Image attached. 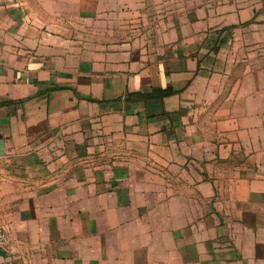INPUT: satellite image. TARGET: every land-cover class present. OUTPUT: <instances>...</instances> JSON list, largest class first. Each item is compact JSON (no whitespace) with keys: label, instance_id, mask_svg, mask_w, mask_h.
I'll use <instances>...</instances> for the list:
<instances>
[{"label":"crops","instance_id":"obj_1","mask_svg":"<svg viewBox=\"0 0 264 264\" xmlns=\"http://www.w3.org/2000/svg\"><path fill=\"white\" fill-rule=\"evenodd\" d=\"M226 136L264 204V0H0V264H264Z\"/></svg>","mask_w":264,"mask_h":264},{"label":"rangeland","instance_id":"obj_2","mask_svg":"<svg viewBox=\"0 0 264 264\" xmlns=\"http://www.w3.org/2000/svg\"><path fill=\"white\" fill-rule=\"evenodd\" d=\"M243 140H240L239 143L243 144ZM221 148L222 151L223 149L226 151H232L234 152L235 155L230 156L227 153L221 154V160L220 158L217 159L215 163V170L213 173H210L211 171H204L203 174L207 179H216V181H219L222 186L219 188H214V195L218 196L222 202H216L214 203L213 200L215 198H208V188L210 187L208 183H205V195L206 198L205 202L201 207H199L200 212L204 214L208 213H214L217 215V220L213 222L214 228L216 230H224L226 227H230L231 230L236 232H239L241 229V223L240 221L241 217H239V211L245 210H252V211H263L264 212V204H262L261 201H258L257 203H252L251 198L249 195L250 194V189L249 186L251 183H253V180L258 179V172L256 173H251L250 171H244L240 169H231L230 170V165L233 163H236L237 166H234V168H239L240 166H244L247 163V160L249 159L248 156L245 155L244 151L240 150L238 147L235 148L233 144H230L228 136L224 137L221 140ZM232 155V154H231ZM254 160L256 162L261 160L263 166H264V157H261L259 155H253ZM234 159V161L230 160ZM255 163V162H253ZM246 166V165H245ZM262 167V166H260ZM232 168V167H231ZM243 171V172H242ZM256 175V176H254ZM262 185H258L259 187L261 186L260 190L262 193H264V179L261 181ZM259 187L258 190H259ZM212 190V189H210ZM184 191V190H183ZM237 195L246 196V200L248 201L249 204H245L244 206H241L240 204L233 203L236 199L238 198ZM228 196H230L231 203H229ZM218 200V198H216ZM239 199V198H238ZM226 200V201H225ZM244 201V198L241 199ZM241 206V207H240ZM246 206V208H244ZM196 208V206L194 205ZM211 221V220H209ZM212 222V221H211ZM210 224V222H209ZM240 226V227H239ZM227 237H224L222 235V242H227ZM222 244V243H221Z\"/></svg>","mask_w":264,"mask_h":264},{"label":"built area","instance_id":"obj_3","mask_svg":"<svg viewBox=\"0 0 264 264\" xmlns=\"http://www.w3.org/2000/svg\"><path fill=\"white\" fill-rule=\"evenodd\" d=\"M8 241H9L8 236L0 226V247L6 246L8 244Z\"/></svg>","mask_w":264,"mask_h":264},{"label":"trees","instance_id":"obj_4","mask_svg":"<svg viewBox=\"0 0 264 264\" xmlns=\"http://www.w3.org/2000/svg\"><path fill=\"white\" fill-rule=\"evenodd\" d=\"M173 91H171L170 89H162V90H159V96L162 97L164 95H168L170 93H172Z\"/></svg>","mask_w":264,"mask_h":264}]
</instances>
